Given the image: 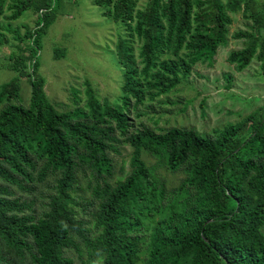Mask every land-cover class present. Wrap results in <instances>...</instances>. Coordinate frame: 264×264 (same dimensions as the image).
Returning <instances> with one entry per match:
<instances>
[{"label": "trees", "instance_id": "obj_1", "mask_svg": "<svg viewBox=\"0 0 264 264\" xmlns=\"http://www.w3.org/2000/svg\"><path fill=\"white\" fill-rule=\"evenodd\" d=\"M60 2L0 0V44L8 31L23 43L9 55L18 74L0 84V264H76L71 251L81 264H264V105L213 135L136 128L131 117L212 64L235 14L250 22L232 34L244 46L228 60L239 71L255 58L264 68V0H93L126 30L115 44L121 94L111 103L91 89L69 111L49 100L39 70ZM28 10L35 28H12ZM118 143L132 152L117 177ZM164 170L183 176L174 185Z\"/></svg>", "mask_w": 264, "mask_h": 264}, {"label": "rangeland", "instance_id": "obj_2", "mask_svg": "<svg viewBox=\"0 0 264 264\" xmlns=\"http://www.w3.org/2000/svg\"><path fill=\"white\" fill-rule=\"evenodd\" d=\"M59 4L60 12L56 21L41 37L39 70L45 78L47 97L60 111L85 106L92 91L100 100L115 103L123 83V69L118 62L115 44L119 36L126 32L125 28L103 16V8L95 5L93 0H61ZM36 18L37 15L28 10L19 19L11 21V27L24 33L26 27L35 28ZM1 20L7 23L6 19ZM249 22L240 13L235 14L230 36L218 49L213 63L197 64L177 88L154 99H147L143 105L134 109L131 117L135 127L145 125L157 130L170 127L194 128L202 134L213 135L217 129L229 123H237L262 107L264 68L261 60L253 59L241 71L228 60L232 50L244 46V39L234 38L232 34L247 29ZM7 34L10 40L0 44V84L18 74V71L9 67V55L18 53L23 46L22 42L13 37V32L8 31ZM138 46L139 42L136 41L135 47ZM227 73L231 76V82L225 78ZM87 81L92 88H88ZM20 83L19 102L27 105L31 86L25 75ZM117 149L111 151V156L118 177L130 170L132 147L118 143ZM145 158L149 164L157 162V158L150 155ZM164 173L174 185L183 176L182 173L165 170ZM35 208L38 211L43 209L41 201L37 202ZM71 253L76 258V264H81L77 254L74 251Z\"/></svg>", "mask_w": 264, "mask_h": 264}]
</instances>
